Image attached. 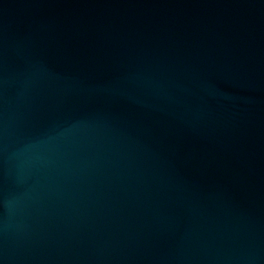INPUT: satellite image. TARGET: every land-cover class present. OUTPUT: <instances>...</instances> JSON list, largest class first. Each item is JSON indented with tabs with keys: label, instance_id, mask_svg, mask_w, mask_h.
Segmentation results:
<instances>
[{
	"label": "water",
	"instance_id": "95a60500",
	"mask_svg": "<svg viewBox=\"0 0 264 264\" xmlns=\"http://www.w3.org/2000/svg\"><path fill=\"white\" fill-rule=\"evenodd\" d=\"M0 264H264V0H0Z\"/></svg>",
	"mask_w": 264,
	"mask_h": 264
}]
</instances>
